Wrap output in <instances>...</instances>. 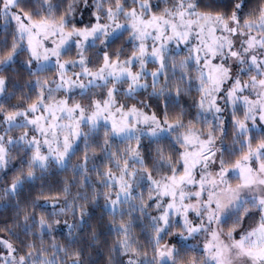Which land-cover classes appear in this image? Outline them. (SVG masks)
<instances>
[{"label": "snow or ice", "instance_id": "1", "mask_svg": "<svg viewBox=\"0 0 264 264\" xmlns=\"http://www.w3.org/2000/svg\"><path fill=\"white\" fill-rule=\"evenodd\" d=\"M0 21V264H264V0H0Z\"/></svg>", "mask_w": 264, "mask_h": 264}, {"label": "trees", "instance_id": "2", "mask_svg": "<svg viewBox=\"0 0 264 264\" xmlns=\"http://www.w3.org/2000/svg\"><path fill=\"white\" fill-rule=\"evenodd\" d=\"M0 35H2V30L0 31ZM74 51V49H73ZM21 78H26V75H22ZM193 95H196V93H193ZM191 99L192 97L190 96H182V98L180 99V103L182 104H190L191 103ZM192 112H195V109H192ZM231 132V126L229 124V134ZM82 153H77L76 156L73 157V161L76 160L77 156H80ZM7 175L10 177L11 172L7 173ZM71 179L72 178V172L70 170L68 171H53V174L51 176L48 177L49 180H51L52 184H53V191H57L59 190L64 182V179ZM78 179V177H77ZM92 179H95V176L92 177ZM39 186V182H37V187ZM73 192L76 191L75 186H73ZM35 194V192H33V195ZM104 201H103V197L101 196L100 201H99V205H92L89 204V210L92 213V222H95L97 220V218L101 215V209H102V205H103ZM11 209H9L7 212L0 210V225L4 224L7 222V218L11 216ZM61 221L63 222L64 217H60ZM61 231L62 233L66 234L68 229L66 226H63V224H61ZM57 238L60 239L62 241V236L60 234V232L57 233ZM113 237L111 235H109V231L107 228L104 227L103 223H101V239L102 240H108L109 242H111V239ZM141 240L144 239V237H140ZM87 251V248H86ZM92 255L93 258L96 259V264H100V260L103 259V256L97 255V250L93 249L92 250Z\"/></svg>", "mask_w": 264, "mask_h": 264}, {"label": "rangeland", "instance_id": "3", "mask_svg": "<svg viewBox=\"0 0 264 264\" xmlns=\"http://www.w3.org/2000/svg\"><path fill=\"white\" fill-rule=\"evenodd\" d=\"M3 29V22L2 21H0V31ZM149 67L151 68V67H153V65H149ZM151 78L149 77V80H150ZM189 243H195V241H189Z\"/></svg>", "mask_w": 264, "mask_h": 264}]
</instances>
